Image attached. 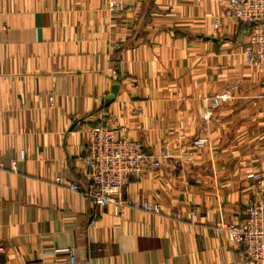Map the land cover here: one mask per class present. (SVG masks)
Here are the masks:
<instances>
[{
	"label": "crops",
	"instance_id": "1",
	"mask_svg": "<svg viewBox=\"0 0 264 264\" xmlns=\"http://www.w3.org/2000/svg\"><path fill=\"white\" fill-rule=\"evenodd\" d=\"M225 2L128 0L111 12L106 0H0V264H43L44 250L70 245L90 264H240L219 230L264 189L253 177L264 174V75L245 65L247 28L224 17ZM95 123L170 150L126 188L161 214L118 219L54 182L87 183L80 156ZM200 135L208 143L193 148Z\"/></svg>",
	"mask_w": 264,
	"mask_h": 264
},
{
	"label": "built area",
	"instance_id": "2",
	"mask_svg": "<svg viewBox=\"0 0 264 264\" xmlns=\"http://www.w3.org/2000/svg\"><path fill=\"white\" fill-rule=\"evenodd\" d=\"M106 3L111 12L130 9L128 0H106ZM224 17L246 26L248 41L242 51L245 65L260 70L264 75V0H226ZM212 27L214 32L221 30L222 21L219 17L213 21ZM49 100L51 104L55 95L51 94ZM219 104L220 98L215 97L212 106L217 107ZM207 143L208 137L200 135L193 140L192 147L200 149ZM181 151L186 152V147L181 148ZM189 153L192 151L189 150ZM170 156L171 152L167 148L148 152L143 140L118 134L111 124L100 123L88 128L85 153L80 156L87 169V183L62 174L56 176L54 182L81 191L86 199L101 208H111L118 219L129 209L157 215L162 213L160 202L129 197L126 188L132 180H141L149 172L157 170ZM27 159L26 150H19L10 157L9 169L17 171ZM4 166L0 157V167ZM253 177L261 180L264 174H253ZM261 191L260 196L248 199L242 217L237 222L224 224L219 230L230 244L241 249L240 264H264V189ZM192 219H196L195 211H192ZM3 251L4 246L0 243V252ZM42 254L43 264H61L58 258L60 254L66 256L67 264H90L87 260L80 262L75 245L44 250Z\"/></svg>",
	"mask_w": 264,
	"mask_h": 264
},
{
	"label": "water",
	"instance_id": "3",
	"mask_svg": "<svg viewBox=\"0 0 264 264\" xmlns=\"http://www.w3.org/2000/svg\"><path fill=\"white\" fill-rule=\"evenodd\" d=\"M118 88H119V85H118L117 83H115V84L113 85L114 92H117V91H118ZM110 100H112V98H109L108 101H110Z\"/></svg>",
	"mask_w": 264,
	"mask_h": 264
},
{
	"label": "trees",
	"instance_id": "4",
	"mask_svg": "<svg viewBox=\"0 0 264 264\" xmlns=\"http://www.w3.org/2000/svg\"><path fill=\"white\" fill-rule=\"evenodd\" d=\"M116 67H119V62H116ZM99 123L91 124L90 126L98 125Z\"/></svg>",
	"mask_w": 264,
	"mask_h": 264
}]
</instances>
